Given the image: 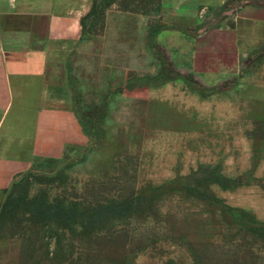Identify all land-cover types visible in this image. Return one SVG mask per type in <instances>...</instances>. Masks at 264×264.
I'll return each instance as SVG.
<instances>
[{"label":"rangeland","instance_id":"obj_1","mask_svg":"<svg viewBox=\"0 0 264 264\" xmlns=\"http://www.w3.org/2000/svg\"><path fill=\"white\" fill-rule=\"evenodd\" d=\"M82 19L66 64L89 141L6 189L0 264H264V102L238 83L264 78V43L238 41L232 67V35H204L228 19L189 27L160 0H88ZM61 202L69 221L48 216Z\"/></svg>","mask_w":264,"mask_h":264},{"label":"crops","instance_id":"obj_2","mask_svg":"<svg viewBox=\"0 0 264 264\" xmlns=\"http://www.w3.org/2000/svg\"><path fill=\"white\" fill-rule=\"evenodd\" d=\"M87 8L88 0H0V203L35 161L60 158L89 141L73 106L66 64ZM160 9L189 27L215 16L228 19L204 35H232V67L238 41L249 46L245 50L264 43V0H160ZM238 83L242 97L264 102L263 77L241 75Z\"/></svg>","mask_w":264,"mask_h":264},{"label":"trees","instance_id":"obj_3","mask_svg":"<svg viewBox=\"0 0 264 264\" xmlns=\"http://www.w3.org/2000/svg\"><path fill=\"white\" fill-rule=\"evenodd\" d=\"M81 25H82V35L80 39H82L84 35L83 19H81ZM161 72H163V70ZM80 122L82 124L84 131L90 136L89 131L85 128L81 120ZM216 182L220 183L221 181H219V179H216ZM137 199L138 201H140L141 197H138ZM128 204H129V201H122V202H117V203L116 202L109 203L108 205H104V206L100 205V207L103 208V211L112 210L111 211L112 214L122 215L129 209L128 207H126ZM49 212L50 213L48 216H50L54 220L58 222H65V221H69V219L71 218L70 217L71 212H78V210L75 206L65 207L64 203L61 202L60 204H52L49 207Z\"/></svg>","mask_w":264,"mask_h":264}]
</instances>
